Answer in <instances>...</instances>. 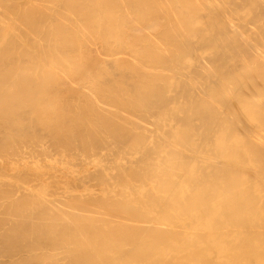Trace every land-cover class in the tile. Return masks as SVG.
<instances>
[{"label":"bare ground","instance_id":"obj_1","mask_svg":"<svg viewBox=\"0 0 264 264\" xmlns=\"http://www.w3.org/2000/svg\"><path fill=\"white\" fill-rule=\"evenodd\" d=\"M0 264H264V0H0Z\"/></svg>","mask_w":264,"mask_h":264}]
</instances>
